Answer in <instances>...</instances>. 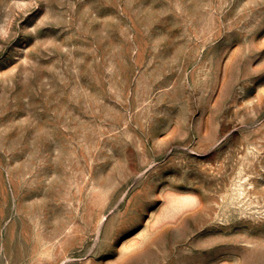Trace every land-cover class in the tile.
I'll use <instances>...</instances> for the list:
<instances>
[{
  "label": "rangeland",
  "instance_id": "1",
  "mask_svg": "<svg viewBox=\"0 0 264 264\" xmlns=\"http://www.w3.org/2000/svg\"><path fill=\"white\" fill-rule=\"evenodd\" d=\"M0 264H264V0H0Z\"/></svg>",
  "mask_w": 264,
  "mask_h": 264
}]
</instances>
